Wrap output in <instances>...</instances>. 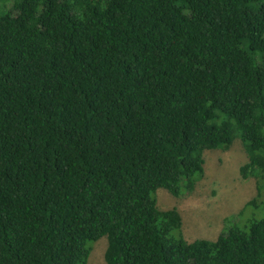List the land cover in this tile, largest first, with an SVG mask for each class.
Wrapping results in <instances>:
<instances>
[{"label": "trees", "instance_id": "obj_1", "mask_svg": "<svg viewBox=\"0 0 264 264\" xmlns=\"http://www.w3.org/2000/svg\"><path fill=\"white\" fill-rule=\"evenodd\" d=\"M236 139L256 210L264 0H0V264H264V208L188 243L157 207Z\"/></svg>", "mask_w": 264, "mask_h": 264}, {"label": "rangeland", "instance_id": "obj_2", "mask_svg": "<svg viewBox=\"0 0 264 264\" xmlns=\"http://www.w3.org/2000/svg\"><path fill=\"white\" fill-rule=\"evenodd\" d=\"M204 162L203 176L193 191L181 195H173L166 189L156 192L160 211L176 209L180 214L182 235L188 243L216 241L229 224L243 225L253 216L258 219L263 214L260 210L264 204L256 210L245 208L257 195V181L252 177L244 179L240 174V168L248 162L240 139L227 150H206ZM106 248V237L94 242L87 264H106Z\"/></svg>", "mask_w": 264, "mask_h": 264}]
</instances>
